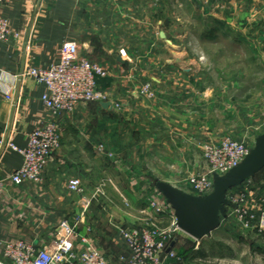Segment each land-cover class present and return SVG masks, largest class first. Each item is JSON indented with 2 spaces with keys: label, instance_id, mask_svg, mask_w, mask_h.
Wrapping results in <instances>:
<instances>
[{
  "label": "crops",
  "instance_id": "obj_1",
  "mask_svg": "<svg viewBox=\"0 0 264 264\" xmlns=\"http://www.w3.org/2000/svg\"><path fill=\"white\" fill-rule=\"evenodd\" d=\"M126 2L7 0L0 5L13 31L8 41L0 42V240L23 239L37 247L47 246L58 237L62 220H79V234L88 236L112 264H123L122 256H129L130 250L121 229L151 222L144 207L141 203L137 206L134 199L131 203L135 208L117 214L94 207L85 211L86 196L71 191L69 181L79 178L84 192L101 181L108 186L114 181L118 183L115 168L125 175L126 184L143 187L136 178L138 166H135V177H127L134 172L125 168V157L129 162L134 157L139 165L138 156L158 155L161 135L185 143L194 139L193 131L203 123L202 109L206 106L203 95L215 91L210 70L206 68L174 66L150 75L149 80L160 97L150 103L121 100L118 91L123 87V75L110 74L100 86L108 92L107 101L113 107H104L102 102L82 103L60 119L61 145L51 153L42 182L17 185L8 179L22 166L23 157L7 144L13 142L25 147L29 134L51 118L43 102L45 85L25 74V69L48 68L59 59L61 45L66 40L77 41L80 54L90 60L125 64L122 62L125 59L138 60L155 54L146 51L144 30L139 31V23H130L127 19L123 8ZM172 45L170 59L177 61L186 56V51L175 48L174 41ZM135 92L137 87L132 89ZM141 104L150 109L145 114L142 111L143 115L138 111ZM126 112L129 116H120L122 125L120 130H115L116 113ZM208 133L204 132L205 136ZM102 145L105 151L100 150ZM108 153L122 159L114 161ZM188 236L185 233L182 238L188 239Z\"/></svg>",
  "mask_w": 264,
  "mask_h": 264
},
{
  "label": "rangeland",
  "instance_id": "obj_2",
  "mask_svg": "<svg viewBox=\"0 0 264 264\" xmlns=\"http://www.w3.org/2000/svg\"><path fill=\"white\" fill-rule=\"evenodd\" d=\"M123 8L129 22L137 21L139 31L144 30L146 51L155 54L138 60L125 59L122 61L125 64L91 60L103 65L109 75L114 72L123 75L124 84L118 91L121 100L150 103L159 99L149 76L174 66L210 70L212 88H215L211 94L203 95L206 100L203 123L193 131L192 141L185 143L161 135L158 155L138 156L139 165L134 157L131 162L125 157L128 171L134 172L138 166L136 178L143 187L126 184L122 171L113 168L118 183L114 181L107 186L101 181L82 194L86 196L85 211L94 207L117 214L135 208L131 203L134 199L137 206L141 203L146 217L152 221L158 217L149 206L150 199H166L156 187L157 181L178 185L198 195L190 180L209 168L205 145L233 138L252 149L256 138L264 133V0H127ZM173 41L178 51L187 53L181 60L170 59ZM147 84H150L151 96L144 92ZM136 87L138 92L134 94L132 89ZM146 109L150 110L141 104L139 114H145ZM116 115L114 127L120 130V116L129 115L127 112ZM204 132L209 133L205 136ZM113 159L118 162L122 157L115 159L113 155ZM128 174L127 177H135V172ZM240 194L248 198L247 203L253 208L264 203V169L228 192L230 200ZM233 208L231 203L227 217L209 236L200 240L191 236L184 239L185 233L178 236L176 249L186 256L182 264H264V234L255 227L244 228L233 214ZM165 225L166 222L162 223Z\"/></svg>",
  "mask_w": 264,
  "mask_h": 264
},
{
  "label": "built area",
  "instance_id": "obj_3",
  "mask_svg": "<svg viewBox=\"0 0 264 264\" xmlns=\"http://www.w3.org/2000/svg\"><path fill=\"white\" fill-rule=\"evenodd\" d=\"M5 1L0 0V5ZM12 34L9 20L0 11V42L8 41ZM24 73L45 85L43 102L51 118L29 134L25 147H19L13 142L7 144L23 157L22 166L8 178L17 185L27 181L42 182L51 153L61 145L60 119L64 115L73 113L82 103L108 100V94L98 82L108 77V71L103 65L82 56L79 43L75 40L62 43L59 59L48 68L28 67ZM144 92L152 95L150 84H147ZM8 98L11 99V96ZM100 150L105 151L103 145ZM204 151L209 168L207 172L195 175L190 180L200 196L211 193L215 184L214 176L225 175L238 166L250 153V148L239 140L226 138L220 143L205 145ZM108 156L111 157L112 153H108ZM69 189L80 195L84 193L79 178L69 181ZM232 199L229 201L230 205H234L233 214L241 225L246 229L255 227L264 234V203L253 208L248 205V198L244 194ZM149 206L158 218L144 226L121 229V236L130 250L129 256H122L123 264L184 263L185 259L172 247L176 237L184 233L178 225L172 205L167 199L154 197L150 199ZM79 222L62 220L58 237L43 247L23 239L0 240V264H112L89 237L79 234ZM164 222L166 225L162 226Z\"/></svg>",
  "mask_w": 264,
  "mask_h": 264
},
{
  "label": "water",
  "instance_id": "obj_4",
  "mask_svg": "<svg viewBox=\"0 0 264 264\" xmlns=\"http://www.w3.org/2000/svg\"><path fill=\"white\" fill-rule=\"evenodd\" d=\"M164 36V33H161ZM104 107H113L111 101L102 102ZM264 169V133L256 138L254 148L247 157L225 175L214 176V189L205 196L183 191L176 186L157 181L156 187L172 205L181 230L193 237L202 239L217 230L222 219L227 217L230 189L243 184ZM176 242L172 243V247Z\"/></svg>",
  "mask_w": 264,
  "mask_h": 264
},
{
  "label": "trees",
  "instance_id": "obj_5",
  "mask_svg": "<svg viewBox=\"0 0 264 264\" xmlns=\"http://www.w3.org/2000/svg\"><path fill=\"white\" fill-rule=\"evenodd\" d=\"M103 80H105L104 78L103 79H100L98 82H99V85L101 84V81H103ZM249 180V179H248ZM246 182V181H245ZM179 236V235H178ZM178 236L176 237V239H175V242H176V244L173 246V248H175L176 249V247H177V245H178V242H179V238H178ZM179 253V252H178ZM184 259L186 258V256L184 255V254H182V253H179Z\"/></svg>",
  "mask_w": 264,
  "mask_h": 264
}]
</instances>
